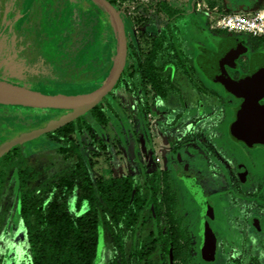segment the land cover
<instances>
[{
	"label": "rangeland",
	"instance_id": "obj_1",
	"mask_svg": "<svg viewBox=\"0 0 264 264\" xmlns=\"http://www.w3.org/2000/svg\"><path fill=\"white\" fill-rule=\"evenodd\" d=\"M147 1L146 6H136L140 0H112L116 8L125 13L131 54L120 82L114 86L116 89L105 99L109 105L106 115L114 113L111 123L100 126L87 112L79 117L75 132L68 137L52 131L23 142L13 152L0 157V264H21L27 259L23 244L19 245L24 233L17 211L20 196L27 192L29 196L46 195L48 200L57 196V201H60L64 197L63 192L57 191L53 184L61 176L74 175L78 155L82 156L94 181L105 179L108 175L118 177L152 172H160L163 179L166 174L168 184L176 191L178 199L176 205H171V214L178 232L181 254L179 258L171 260L170 252L164 253L162 243H158L156 249L146 255L143 261L147 264H206L201 260L198 250L200 207L178 180L171 165L174 162L182 174L184 170L191 174V178L198 181L204 195L213 194L217 198L215 191L217 187L219 189L223 186L219 175L225 173L224 170L229 173L222 161L226 160L227 155L222 153L221 158L219 150L224 142L216 141L221 140L220 134H216L214 140L208 132L206 136L209 141H205L196 131H200L201 122V125L206 123L207 129L212 132L221 131L222 128L224 130L230 118L228 110L235 101L229 96L221 97L217 89L205 84L202 74L193 65L195 48L200 46L212 49V46L209 32L202 27L197 17L199 13L192 4L190 8L183 7L188 14L180 19H172L173 27L170 25L168 28L165 27V18L150 8L157 0ZM12 2L22 13V17L13 23L12 35L9 36L12 38H8L11 39L13 51L18 55L12 51L9 40L5 38L12 53L11 57L5 56L1 61L4 63L1 73L6 74L3 71L8 64L6 59L13 57L17 62L19 57L26 66L22 64V77L39 83L33 85V91L54 95L79 93L81 90L92 92L100 87L103 74L111 70L116 47L114 29L104 11L99 13L88 1L85 11L75 7L73 12L72 0L68 1V6L59 0ZM6 3L7 0H0V22L6 20L7 11L5 17L1 16ZM18 10L15 9L10 15V20L13 15L20 14ZM104 30L110 32L109 40L108 32ZM95 33L98 34L96 43L91 41ZM108 43L113 49L109 59L103 53ZM250 44V52L264 46V42ZM243 58L247 60L245 56ZM111 59L112 64L109 63ZM82 70L85 73L88 71L86 76ZM72 72L74 77L70 76ZM87 76L91 79H85ZM55 78L63 81L57 82ZM150 79L161 80L163 86L169 89L172 87L163 101L154 94L151 96ZM81 83L86 84L84 86ZM184 102L186 107L183 106ZM54 113L50 114L46 109L0 104V145L7 142L12 134L44 127L56 120V116L66 114L61 110ZM115 114L117 118H114ZM218 165H221L220 173L211 174L217 170L215 168ZM256 187L246 191L237 190L246 198L232 200L238 207L237 211L243 210L240 207L244 208V213L248 211V214H244L245 218L256 213L262 217L264 215V200L253 198ZM165 219L162 208L160 223L163 224ZM145 227L147 231L154 232V219L147 220ZM216 230L219 236L226 235L228 243L221 246L219 257L212 264H220L222 259L224 264H232L229 258L236 254L235 247L230 245L235 239L234 232L222 227ZM243 233L246 234L245 238H249L248 234L254 238L253 245L246 247L248 253L245 251L244 255L253 257L256 264H264V256H261L264 250V230L261 234L252 229ZM109 235L103 231V243L98 245L95 264H111L113 260L114 264H123L125 261L121 259V251H116L119 243L112 242ZM137 236L127 241L132 244L131 252L134 243L138 242ZM151 240L152 237L147 238L141 233L144 251ZM131 264H138L137 257L131 259Z\"/></svg>",
	"mask_w": 264,
	"mask_h": 264
},
{
	"label": "trees",
	"instance_id": "obj_2",
	"mask_svg": "<svg viewBox=\"0 0 264 264\" xmlns=\"http://www.w3.org/2000/svg\"><path fill=\"white\" fill-rule=\"evenodd\" d=\"M161 82L157 80L155 84L162 96ZM105 99L88 112L98 125L111 122L114 114L106 115L109 105ZM117 117L115 114L114 118ZM78 120L54 131L68 137L75 132ZM77 160L74 175L61 176L53 184L57 191L63 192L60 201L57 196L48 200L46 195L29 196L27 192L20 196L17 211L24 233L19 245L23 244L27 258L21 264H95L104 230L110 234L112 242L119 243L116 251H121L123 264H131L133 257H137L138 264H147L144 257L153 252L158 243H162L164 253L170 252L171 260L180 257L181 246L171 214L177 195L168 184L166 174L163 179L160 172H152L94 181L81 155ZM162 208L166 218L163 224L159 220ZM149 219H154V232L145 227ZM141 233L152 237L146 251ZM134 235L138 242L131 252L132 244L127 241Z\"/></svg>",
	"mask_w": 264,
	"mask_h": 264
},
{
	"label": "flooded vegetation",
	"instance_id": "obj_3",
	"mask_svg": "<svg viewBox=\"0 0 264 264\" xmlns=\"http://www.w3.org/2000/svg\"><path fill=\"white\" fill-rule=\"evenodd\" d=\"M68 1L69 0H59V2H64V4H66V6H68ZM87 1H88V3H90L89 0H72L71 10L73 11V9L75 7H78L77 10L85 11L84 7H85ZM107 1L110 2V4H112L116 8V6L112 2V0H107ZM12 3H13L12 0H7L6 6L3 9L4 12L1 13V16L5 17L6 11H7V16L5 17L6 20L5 21L3 20L2 22H0V24L3 23L2 26L0 27V42L5 41L6 35L7 36L12 35V26H13L14 21H16L22 17V13H20V14L17 13V14L12 16L11 20L9 19L10 15H8V12H9V10H11V7L13 5ZM145 3H148V1L147 0H140V3L138 2V4H136V6L137 5L146 6ZM136 6H135V8H136ZM123 8H125V7H123ZM150 8L152 10H155L156 12L161 14L160 16L165 18V22H166L165 27H168V28H170V25L172 26V24H171L172 19H175V18L180 19V18L184 17V16H182V14H180L179 16H178V14L177 15L174 14L172 8L170 7V2L168 0H157L152 6H150ZM16 10H18V9L16 8ZM96 10L99 13H102L99 9H96ZM116 10L118 11L120 18L122 20L123 26H124L125 37H126V46H127L124 67H123V70H122L118 80H117V82L119 83L121 80V76L125 72L126 62L128 61V59L130 57L129 55L131 54V49H130V46L128 43V36H127L128 31H127V24L125 21V18H126L125 13L123 11H120L117 8H116ZM123 10H125V9H123ZM94 12H95V9H94ZM95 13H97V12H95ZM179 13H181V12H179ZM214 14H217V13H214ZM214 14H212V15H214ZM172 15L174 16V18ZM81 16H83V15H81ZM97 16H100V15L98 14ZM197 17L199 18L200 23H202V27L204 28V30L209 32V35H210L209 39H210V44L212 46V49L204 48V47H200V46L195 48V61L193 62V65L197 68L198 72L202 74L203 79H204L203 82L205 84H210L211 86H213V88L217 89L218 94L221 97L222 96L231 97V99H233L235 101V104H233L230 107V109L228 110L230 118H229V121L227 122L225 129L224 130H223V128L221 129V131L224 133V135L221 131L212 132L211 129H207L206 123L201 125L202 122L199 123L200 131L198 129L196 132L201 134L205 138V141H209V138L206 136L207 132H208V134H210L209 136H212L214 138V140L216 139L215 135L220 134L219 138L221 140H216V141L220 142V143H222V141L224 142V144L222 143L219 146V150H220L221 158H222V155H221L222 153L227 155L226 160L222 159V161L227 166L226 168L228 169L229 173H226V171L224 170L225 173H221L219 175V177L223 183V186L219 187V189L217 187V191H215V193H217L218 196H217V198H214L213 194H205L204 195L202 193L201 188L198 186V181L196 179L191 178V176H192L191 174L190 175L187 174V172L185 170L184 171L182 170L184 173V174H182V172L180 170H178L179 168L176 165H174L175 164L174 162L172 163L171 167H173L175 169V174H176L178 180L183 184V187L186 188V190H188V192L192 195L195 203L200 207L199 226H200V222H201V216L203 214V206H201L197 202L194 194L192 193L190 185H193L194 188L197 189L199 195L201 197H203V199H205L207 202L206 207H205L206 212L204 213V216H205L206 222L209 224V226L211 227V229L215 235L217 247H216L215 258L211 262L207 263V262H204L202 259L201 260L206 264H212V263L217 261V259L219 257V252H220L221 246L226 245L228 243L226 238H225L226 235L221 234L219 236L216 233V231H217L216 228L222 227V228L226 229L227 231L232 229V231L234 232V236H235L234 241L231 243L229 241L230 245H232V247H235V253H236V254H234V256L232 255V257L229 258V259H231L232 264H256L255 259L253 257L244 255L245 251L248 253V250H246V247H249L248 245H250V244L253 245L254 238H253L252 234H248L249 238H245L246 234H244L243 232L251 231V229H252V231H254L255 233L261 234V232L264 230V215L262 217L261 214L256 213V214H250L249 217L245 218L244 214L245 215L248 214V211H246V213H244V208H242V207H240L241 209H243L242 211H237L238 207L233 203L232 200L236 199V201H238L237 199H239V198H242V197L246 198L244 194L238 193L237 190L242 189V191H243V189H244V191H246V189L247 190L252 189L253 186H257L256 187V193L253 196V198L257 199V200H260V198H262L264 200V197H263L264 196V145L254 144L252 146H249V145H246L245 143H243L241 141L234 139L229 134V126L231 123H233L235 121L236 110L242 104L243 99L237 98L234 95L228 93L225 90V88L223 87V85H221L220 83H217L215 81H212L210 78H208V76L203 72V70L201 68L200 61H201V59H205V58L210 57V55H212V54L217 55L220 47H222V46L229 45L230 48H232V49L234 47V51H235L234 57H233L234 64L233 65H226L225 68H226L229 76L231 78H233L235 81L244 80V79L251 76L252 70L254 67L253 62L260 61V64L264 63V46H259L255 50H251V52L249 51L248 46L251 45L250 44L251 42H264V39L260 38V37L259 38L258 37H252L250 35H238V34H233V33L222 32V31H218V30H210L208 28V23L206 22L205 18L202 16H199V14L197 15ZM163 30H164V28H163ZM104 31H108V30H104ZM8 40H9L8 41L9 44L11 45V39H8ZM244 56L247 58L246 61L243 58ZM4 58H5V54L3 55V57H0V77L5 75V73H1L3 66H4V63H1V61L4 60ZM109 63L112 64V60ZM243 66L245 67L244 69H243ZM3 71H6V74L8 73L7 70H3ZM108 73L109 72H107V74ZM107 74L106 73L103 74L104 78L107 76ZM23 80L28 85H30L31 88L34 87L33 86L34 84L35 85L39 84V83H35V82L30 81L28 79V77H27V80L24 78H23ZM156 81L157 80H151V79L149 80V83H150L149 89L151 91V96L154 94V96H156V98L157 97L161 98V99L166 98L168 96L169 90L172 89V87L170 86V89H169V87L163 86V84H162L163 82H161V84H159V85L161 86V88L163 90V92L162 91L161 92L164 94L161 96L159 94L158 89H157V84H155ZM85 84H83V85L85 86ZM78 90H80V89H78ZM83 92H86V91L81 90V92H79V93H83ZM79 93L65 92L62 94L74 95V94H79ZM259 104L261 106L264 105V98L259 101ZM183 106L186 107L185 102L183 103ZM140 109L142 110L141 105H140ZM47 111L50 112V114H51L54 112L57 113V111H59V110H47ZM59 117L56 116V119ZM109 123H111V122H109ZM202 130L204 131V133H201ZM209 131H211L212 134ZM27 132H29V131H27ZM19 134H21V133H19ZM15 135H17V134H12V136L8 140L12 139ZM18 146L14 147L7 154L13 152ZM211 151H213L212 148H211ZM209 161L212 162V161H214V159H210ZM220 167H221V165H218L217 168H215L217 170H214L213 173H211V174L215 173V175H216V174L220 173L219 172ZM186 175H188V176H186ZM170 183H171V178H170ZM215 184H216V181H215ZM170 186H171V184H170ZM177 203H178V199H177ZM198 229H199V227H198ZM197 234H198V231H197ZM198 246H199V244H198ZM198 250H199V248H198ZM261 252H262L261 256H264V250H262ZM199 256H200V253H199ZM226 262H227V259H226ZM220 264H224L223 259H222V262Z\"/></svg>",
	"mask_w": 264,
	"mask_h": 264
},
{
	"label": "water",
	"instance_id": "obj_4",
	"mask_svg": "<svg viewBox=\"0 0 264 264\" xmlns=\"http://www.w3.org/2000/svg\"><path fill=\"white\" fill-rule=\"evenodd\" d=\"M91 1L106 13L114 29L116 47L111 70L103 79L99 88L92 92L74 95H48L0 83V104L66 112V114L44 127L15 135L0 146V157L23 142L75 121L102 102L114 88L123 70L126 58L127 46L124 26L118 11L110 2L107 0ZM234 53V47L232 49L229 45L222 46L217 55L212 54L208 58L201 59V68L208 78L223 85L228 93L243 99L242 104L236 110L235 121L229 126V134L234 139L249 146L254 144L264 145V105L259 104V101L264 98V63L260 64V61L253 62L254 67L251 76L244 80L235 81L229 76L225 68L226 65L234 64ZM190 188L197 202L203 206V214L198 229L200 238L198 248L201 259L209 263L215 258L217 244L215 235L204 216L207 202L199 195L193 185H190Z\"/></svg>",
	"mask_w": 264,
	"mask_h": 264
},
{
	"label": "crops",
	"instance_id": "obj_5",
	"mask_svg": "<svg viewBox=\"0 0 264 264\" xmlns=\"http://www.w3.org/2000/svg\"><path fill=\"white\" fill-rule=\"evenodd\" d=\"M89 1H90V3H92V5H94L96 7V9H99L102 12V10L96 4H94L91 0H89ZM168 1L170 2V7L172 8L174 14L175 15L178 14V16L180 14H182V16H185L186 14H188V13H186L184 11L185 9L183 7L190 8L189 6H191V4H192L194 10L197 13H199V16L204 17L207 23H208L209 18L211 17V15L214 14V13H217V14L218 13L248 14V13H252V12H254L256 10H264V0H188V2H186V0H168ZM12 4L13 5L11 7V10H9L8 15H11L12 13H14V11L16 9V5L14 3H12ZM74 10L75 9H73V11ZM179 12H181V13H179ZM201 12H203V13H201ZM79 14L81 16V13H79ZM203 14H204V16H203ZM107 32H108L107 39L109 40V38H110L109 33L110 32L109 31H107ZM9 36H11V35H8V36L6 35L5 36L6 39L12 38V37H9ZM95 38L96 39L98 38V34H96V33L94 34L93 39L91 37V39H92L91 41L93 42V40H94V42L96 43V39ZM260 38L264 39V37H260ZM95 43H93V44H95ZM109 45H110L109 43H108V47H105V45H103L106 48V50H103V53L105 54L104 56L108 57V59L112 57V52H113L112 51L113 49L111 48V45L110 46ZM11 46H12V43H11ZM94 47H95V45H94ZM12 51H13V46H12ZM11 53L12 52H11L10 45L7 46V43H5L4 41L0 42V57H3L4 54H5V56L11 57ZM114 53H115V49H114ZM16 55H18V54L16 53ZM6 60H7L8 64H9V62L11 63V65L17 64L20 69L22 67V64L24 65V67H26L25 63L23 62V60L19 59V57H18V61L17 62L15 61V58H13V57L10 58L9 60L8 59H6ZM82 71H83L84 75L86 76L88 71H87V73H85V70H82ZM70 76L74 77L75 76L74 72L70 73ZM88 77L89 76H87L85 79H91V78H88ZM54 80H56L57 82L63 81V80H60V79H57V78H55ZM116 83L117 84H115V85L117 86L118 82H116ZM35 91L38 92L39 90H35ZM39 93L45 94L47 92L39 91ZM54 95H57V94H54ZM58 95H63V94H58ZM159 99H161V98H159ZM161 100L163 101V99H161ZM100 126H102V125H100ZM131 175H133V174H131ZM126 176H130V175H126ZM121 177H124V176H118V177H114V178H121ZM106 178H112V177H110L108 175V176H106Z\"/></svg>",
	"mask_w": 264,
	"mask_h": 264
},
{
	"label": "built area",
	"instance_id": "obj_6",
	"mask_svg": "<svg viewBox=\"0 0 264 264\" xmlns=\"http://www.w3.org/2000/svg\"><path fill=\"white\" fill-rule=\"evenodd\" d=\"M208 28L238 35L264 37V10L248 14H214L209 18Z\"/></svg>",
	"mask_w": 264,
	"mask_h": 264
},
{
	"label": "bare ground",
	"instance_id": "obj_7",
	"mask_svg": "<svg viewBox=\"0 0 264 264\" xmlns=\"http://www.w3.org/2000/svg\"><path fill=\"white\" fill-rule=\"evenodd\" d=\"M19 8V7H18ZM18 36V35H17ZM22 41V40H21ZM5 42V41H4ZM3 53V52H2ZM1 53V54H2ZM24 53V52H23ZM82 56V55H81ZM77 64V63H76ZM74 64V65H76ZM32 66V65H31ZM2 67V66H1ZM85 68V67H84ZM8 71L7 74H5L4 76L0 77V83L5 84V85H10V86H14V87H19L25 90H30L33 91L30 87V85H28L22 78V73H21V69L18 67L17 64L15 65H6V69ZM31 72V71H30ZM31 77V76H30ZM58 95V93H57ZM4 113V112H3ZM9 122V121H8ZM9 124V123H8ZM14 124V123H13ZM15 126V125H14ZM18 127V125H17ZM9 128V127H8ZM16 130V129H15ZM19 130V128H18Z\"/></svg>",
	"mask_w": 264,
	"mask_h": 264
}]
</instances>
